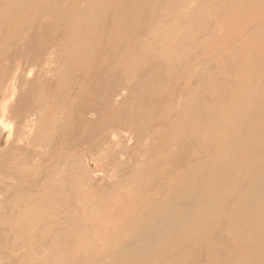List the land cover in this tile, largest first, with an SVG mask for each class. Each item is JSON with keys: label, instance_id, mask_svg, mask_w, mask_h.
Instances as JSON below:
<instances>
[{"label": "rangeland", "instance_id": "374dc122", "mask_svg": "<svg viewBox=\"0 0 264 264\" xmlns=\"http://www.w3.org/2000/svg\"><path fill=\"white\" fill-rule=\"evenodd\" d=\"M259 67L264 0H0V264H264L221 218L137 247L264 172Z\"/></svg>", "mask_w": 264, "mask_h": 264}, {"label": "bare ground", "instance_id": "6f19581e", "mask_svg": "<svg viewBox=\"0 0 264 264\" xmlns=\"http://www.w3.org/2000/svg\"><path fill=\"white\" fill-rule=\"evenodd\" d=\"M255 70L256 73L262 74L264 68L259 67ZM238 170H242V165L238 166ZM214 181L215 180L212 181L213 184L211 183L205 188L192 192V194L196 196L191 200H176L175 208L172 210L171 216L169 217L165 213L159 220L161 230L159 235L154 236L150 231L145 232L144 236H139V245H137V247L144 244L149 252L151 240L156 241L159 236V242L161 244L162 232L167 233L169 228H171L172 232L177 237L189 231L196 234L201 230L203 231L206 226L209 227L211 220L221 218V221L225 219H227L226 221L231 220L237 225V228L243 227L244 224H247L249 228H259L258 230L251 229V240L256 243L254 242V244L249 247V250L260 257L264 256V172L256 174L243 182V186L239 188L238 196L234 198L235 205H238V210L224 212L221 216L217 215L216 207L219 205V199L221 200L222 198L219 196L222 181L220 180L218 183ZM210 191L217 193V198L210 197L206 203L199 201L198 198H202ZM256 211L257 213H255ZM251 212L253 216L256 214V218L253 216L247 217L249 213L252 215Z\"/></svg>", "mask_w": 264, "mask_h": 264}]
</instances>
